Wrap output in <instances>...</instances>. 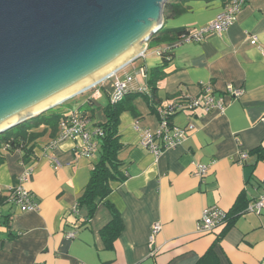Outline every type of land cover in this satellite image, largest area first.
Wrapping results in <instances>:
<instances>
[{"label":"crops","instance_id":"obj_1","mask_svg":"<svg viewBox=\"0 0 264 264\" xmlns=\"http://www.w3.org/2000/svg\"><path fill=\"white\" fill-rule=\"evenodd\" d=\"M174 1L181 10L165 18L164 26L196 30L210 23L229 0ZM251 35L264 44V0H248L227 31L211 32L202 41L179 39L155 43L153 48L148 42L144 56L85 95L86 108L80 112H86L90 129L98 127L107 120L105 107L116 79L132 77L125 98L134 96L127 100L133 110L120 114L118 126L119 170L125 178L110 181L111 192L96 199L92 215L80 198L99 160L98 151L85 157L77 141L64 139L50 151L62 163L56 167L43 155L45 145L58 136L48 130L35 145L33 159L23 161L20 152L7 153L0 164V264H264V209L261 213L244 209L222 238L218 235L224 226L216 232L197 231L206 208L217 206L228 213L264 191V158L252 152L264 147V53L251 43ZM167 45L173 46V55L163 66L160 48ZM158 67L165 75L158 85L161 102L153 106L138 88L149 89L151 70ZM202 83L211 84L218 94L233 83L244 93L227 98L223 112L207 113L199 107L173 114L171 122L188 132L178 146L159 157L143 148L135 122L157 129L159 110L175 101L202 98ZM240 151L249 154L243 163L238 161ZM198 163L210 167L204 177L196 175ZM30 167L34 173L25 187L39 208L25 211L7 197ZM107 202L124 222L113 247L101 234L113 219ZM76 204L77 212L72 213ZM157 222L162 228L150 244ZM69 231L76 236L66 237Z\"/></svg>","mask_w":264,"mask_h":264},{"label":"water","instance_id":"obj_2","mask_svg":"<svg viewBox=\"0 0 264 264\" xmlns=\"http://www.w3.org/2000/svg\"><path fill=\"white\" fill-rule=\"evenodd\" d=\"M169 1L0 0V134L136 61L163 27ZM131 46L136 52L106 71ZM78 78L89 82L34 110L32 103ZM23 108L14 122L4 120Z\"/></svg>","mask_w":264,"mask_h":264},{"label":"built area","instance_id":"obj_3","mask_svg":"<svg viewBox=\"0 0 264 264\" xmlns=\"http://www.w3.org/2000/svg\"><path fill=\"white\" fill-rule=\"evenodd\" d=\"M248 0H229L224 10L219 12L216 17L207 25H204L196 30H191L190 33L182 36V41L199 42L202 41L209 33L214 32L221 34L229 29L234 24L239 13L245 7ZM251 43L258 46L264 53V44H260L256 35H251ZM148 46V42H147ZM170 45L162 48H168ZM161 50V48H160ZM144 56V53L143 55ZM141 72L146 74V71L141 69ZM132 77L126 79L117 78L115 81V88L111 94L110 101L113 103L120 102L126 96V93L131 89ZM203 89L202 98H189L175 101L167 108L159 110V126L157 129L141 127L138 122H135V128L140 132V144L147 151L152 152L159 157L164 151L178 146L186 136L188 129L179 127L171 122V116L179 111L193 110L201 107L205 112L213 111L223 112L227 104V98L233 99L241 96L244 93L242 87L235 86L233 83H227L224 89L218 94L214 91L211 84L202 83ZM138 91L141 93L149 91L148 87L140 86ZM89 119L84 117L81 113L72 112L60 121L59 133L56 139L49 142L43 149V155L52 158L56 167L62 163L55 157L50 155V151L55 149L58 142L64 139H71L78 142V147L83 156L91 158L98 151L99 138L104 135L102 127L91 128ZM248 152L240 151L238 161L245 162L248 159ZM196 175L204 177L210 170L209 165L196 164ZM34 169L32 167L18 177L17 183L11 188L8 201L15 207L22 210H36L38 203L35 200L34 194L25 187L31 177ZM78 204L72 208V213L77 212ZM264 209V191L254 200L250 201L244 211L261 213ZM227 212L223 209L213 206L206 208L202 217L198 221L197 231L204 234L209 232H216L226 224ZM162 225L160 222L152 225L150 233V244L154 243L157 234L161 231ZM75 231L66 233V237L74 238Z\"/></svg>","mask_w":264,"mask_h":264},{"label":"trees","instance_id":"obj_4","mask_svg":"<svg viewBox=\"0 0 264 264\" xmlns=\"http://www.w3.org/2000/svg\"><path fill=\"white\" fill-rule=\"evenodd\" d=\"M180 10L181 6H179L178 3H175L174 0L169 1L164 10L165 18L170 15L174 16L179 13ZM164 28L165 26L163 25V27L151 37L150 42L153 41L158 45L173 41L176 42L177 40L182 39L183 35L188 34L191 31L187 28L166 30H164ZM160 55L164 62L163 66L168 65L172 59L173 46L170 45L168 48H161ZM151 71V77L148 80L150 90L143 92V94H145V96L148 95L151 99V104L155 106L157 103L159 104L161 102V99L158 96V85L165 73L162 67L154 68ZM132 97L134 96H128V98L124 97L122 101L117 103L110 101L105 107L107 120L105 123L99 124L104 131V135L100 137L98 141L99 160L92 172L90 182L80 198V203H86L89 206L91 215L98 204L96 199L99 198L100 200H103L111 192L112 188L110 186V181L113 179L122 180L125 178V175L119 170L120 160L118 158V151L121 144L118 137V126L120 114L126 110H133L128 103L130 102L129 99H132ZM72 112L81 113L84 117H87L86 112H80L79 109ZM68 115L69 114H66L65 112H59L56 106L1 133L0 164L4 162L7 153L20 152L23 161L33 159L36 155L34 147L36 144L40 143V138H42L48 130H50L51 135L55 137L57 132L59 133L60 121ZM42 126H45V128L39 130ZM252 152H257L259 154L258 159L261 160L264 158L263 146H260ZM8 198L9 195L7 201ZM107 204L109 203L107 202ZM247 204L248 203L234 207L232 211L228 212L226 224L224 225L223 230L219 233L218 238H222L225 228L232 219L236 217V215L246 208ZM109 205L111 209H113V219L102 229L101 234L106 245L108 247H113L114 241L124 230V222L114 206H112V204ZM209 252H211V250Z\"/></svg>","mask_w":264,"mask_h":264},{"label":"bare ground","instance_id":"obj_5","mask_svg":"<svg viewBox=\"0 0 264 264\" xmlns=\"http://www.w3.org/2000/svg\"><path fill=\"white\" fill-rule=\"evenodd\" d=\"M137 47L138 46H131L128 51H125L124 53H122V54H124L123 56L122 55L120 56V54H121V52H120V54L117 56L118 58L116 59V62H114L113 64H111L108 67H106L105 69H108L106 71H110V69L113 68L115 64H118L123 59L128 58L129 56L133 55L136 52V48ZM107 63H109V62H107ZM107 63H105V64L107 65ZM106 65H102L98 69H100L101 67L104 68ZM79 79L80 78L70 82L69 84L61 87L60 89L50 93L49 95L39 99L38 101L32 103L33 104L32 106H34V105L37 106L34 110H38L39 111V109L49 105L50 103H53L55 101H59V100L65 98L66 96H69L70 94L75 92V90H77L78 88L83 87L86 83L89 82V80H86V79L83 80V81H78ZM30 105L26 106L25 108L29 107ZM25 108H23V109L15 112L14 114L4 118V120L10 118L9 119L10 122H14L16 119H18L17 118L18 112H24ZM38 111H36V112H38Z\"/></svg>","mask_w":264,"mask_h":264},{"label":"rangeland","instance_id":"obj_6","mask_svg":"<svg viewBox=\"0 0 264 264\" xmlns=\"http://www.w3.org/2000/svg\"><path fill=\"white\" fill-rule=\"evenodd\" d=\"M163 17L165 19V14L164 13H163ZM166 29H167V26L164 28V30H166ZM148 42H150V40ZM154 44L155 43L153 41H151L149 43V45H151V48H153ZM115 76H116V74H115ZM94 88H91L90 90H88V91H86V92H84L82 94H79V95H76L74 97H71L70 99L66 100L65 102L59 104L57 106L58 111L59 112H65V113L66 112L71 113L72 109H79V110H82V111L85 110L86 107L84 105H82L84 103V101H85L84 97H85V95H87V93H92Z\"/></svg>","mask_w":264,"mask_h":264}]
</instances>
